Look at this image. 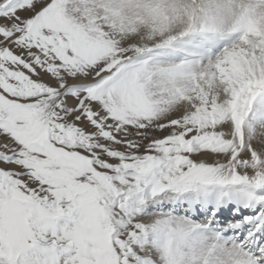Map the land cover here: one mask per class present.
Masks as SVG:
<instances>
[{
	"label": "snow or ice",
	"instance_id": "snow-or-ice-1",
	"mask_svg": "<svg viewBox=\"0 0 264 264\" xmlns=\"http://www.w3.org/2000/svg\"><path fill=\"white\" fill-rule=\"evenodd\" d=\"M0 264H264V0H0Z\"/></svg>",
	"mask_w": 264,
	"mask_h": 264
}]
</instances>
